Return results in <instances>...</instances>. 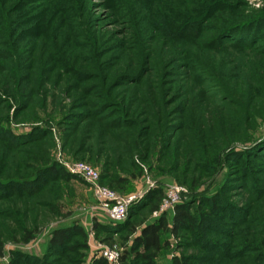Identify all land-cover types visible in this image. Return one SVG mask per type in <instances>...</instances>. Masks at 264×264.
<instances>
[{
  "label": "rangeland",
  "instance_id": "374dc122",
  "mask_svg": "<svg viewBox=\"0 0 264 264\" xmlns=\"http://www.w3.org/2000/svg\"><path fill=\"white\" fill-rule=\"evenodd\" d=\"M263 141L264 0H0V264H143L78 162L138 231L184 189L195 223L155 264H264Z\"/></svg>",
  "mask_w": 264,
  "mask_h": 264
},
{
  "label": "trees",
  "instance_id": "16d2710c",
  "mask_svg": "<svg viewBox=\"0 0 264 264\" xmlns=\"http://www.w3.org/2000/svg\"><path fill=\"white\" fill-rule=\"evenodd\" d=\"M238 24L234 25L237 26ZM242 25H245L244 23ZM233 26V28H234ZM253 33V32H252ZM264 143V141L262 142ZM48 173L52 175H56L57 172L53 171V168L48 169ZM61 176L64 179L71 180L72 176L67 172L61 171ZM101 177H99V181ZM18 187L23 186L28 188V183L26 182H17ZM147 205L150 208V212L154 213L159 211L160 204L164 199V194L161 189L156 188L148 192L146 196ZM218 198L214 197L211 202L215 204ZM136 206H131L127 209V214L124 220L120 222H115L109 218L111 223L115 225H105L102 226V230L105 233H118L120 229L129 231L130 235L133 236L132 244L130 246V252L133 253L134 257L137 261L142 262L143 264H155L158 254L163 250L165 242L162 240L163 233H171V235L175 237H179V234L184 229H190V225L192 226L195 223V217L192 214L191 206L188 203H178L174 206L172 210V218L171 223L169 224L163 215L154 218L152 221L148 223L142 224L140 226L139 231L137 228L133 227L128 221L126 222V218L132 216V212H134ZM98 224L95 223V229H98ZM70 233H75L76 236H82L83 232L81 228H60L56 229L52 232L50 239V247L60 248L63 247L67 241L68 235ZM28 238V237H27ZM26 239V238H25ZM1 254V251H0ZM127 254V255H126ZM128 253H125L121 256V262L124 263L126 261ZM93 264H107L106 260L102 257L99 259H95ZM172 264H187L183 260L175 258Z\"/></svg>",
  "mask_w": 264,
  "mask_h": 264
},
{
  "label": "built area",
  "instance_id": "2783aa9c",
  "mask_svg": "<svg viewBox=\"0 0 264 264\" xmlns=\"http://www.w3.org/2000/svg\"><path fill=\"white\" fill-rule=\"evenodd\" d=\"M69 170L71 173L90 184L94 198L111 220L120 222L125 219L128 201H120L114 191L101 186L99 184V174L96 170L81 162L73 164L69 167ZM183 191L184 189L182 187H173L162 201L159 211L172 209L181 201L179 196ZM103 255L104 258L109 261H115L117 259V256H115L113 252L105 251Z\"/></svg>",
  "mask_w": 264,
  "mask_h": 264
}]
</instances>
